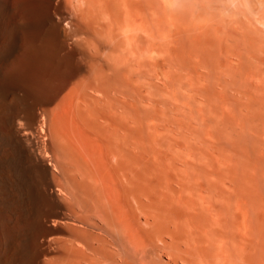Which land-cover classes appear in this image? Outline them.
<instances>
[{
	"label": "bare ground",
	"instance_id": "bare-ground-1",
	"mask_svg": "<svg viewBox=\"0 0 264 264\" xmlns=\"http://www.w3.org/2000/svg\"><path fill=\"white\" fill-rule=\"evenodd\" d=\"M237 116L264 0H0V264H264Z\"/></svg>",
	"mask_w": 264,
	"mask_h": 264
},
{
	"label": "rangeland",
	"instance_id": "rangeland-1",
	"mask_svg": "<svg viewBox=\"0 0 264 264\" xmlns=\"http://www.w3.org/2000/svg\"><path fill=\"white\" fill-rule=\"evenodd\" d=\"M242 119H240V117H236L235 118V120H236V124L235 123H233V122H235L234 120L232 121V123H231V126H234V127H236L237 129H235L234 127V131L235 132H238V131H240L241 133H231V132H233V130L231 131V126L230 127H228V129L227 130H225V131H221V130H218L219 128H217L216 129V131L218 132V133H216L215 132V136L219 139V143L217 144L218 146H219V144L221 145L220 147H218V148H221L220 150L225 154V156H226V158H227V160L228 159H232L231 160V163H227L228 165H230V164H232L233 163V165L231 166L232 168V172L230 171V173H231V176H232V178H233V182H235L234 184H236V186H237V183L239 184V183H241L242 185L241 186H245L246 188H249V193H252L253 194V192H254V190L256 191L254 194H257L258 195V193H259V195L261 196V197H263L264 198V196H262L261 194H263L264 195V148H263V144L261 143L262 142V140L260 139L261 138V135H262V119L261 118H255V116L254 117H250V116H247V117H241ZM240 120V121H239ZM253 120V121H252ZM239 121V122H238ZM238 122V123H237ZM253 124H252V123ZM235 124V125H234ZM237 124H239V125H237ZM248 124V125H247ZM237 125V126H236ZM244 125V126H243ZM245 125L246 126H248V127H250V129L249 128H247V127H245ZM252 125H253V127H252ZM258 125V126H257ZM242 126V127H241ZM200 127H202V126H200ZM239 128V129H238ZM246 129V133H248V134H246V135H243V134H245V130H244V132L242 131L243 129ZM253 128V129H252ZM215 129V128H214ZM214 129H213V131H214ZM248 129H249V131H248ZM252 129V130H251ZM229 130V131H228ZM251 130V131H250ZM258 130H259V132H258ZM221 131V132H220ZM227 131L229 132V134H227V135H225L226 133H227ZM220 132V133H219ZM242 132H243V134H242ZM249 132L250 133H252V134H249ZM254 133V134H253ZM260 133V134H259ZM239 136H238V135ZM258 134V135H257ZM225 135V136H224ZM241 135H242V138H246L248 135V137L246 138V140L245 139H242L241 138ZM259 135H260V137H259ZM227 136V137H226ZM229 136V137H228ZM232 136L234 137V138H236V139H238V141H234V142H232V140H234V139H232ZM252 136V137H251ZM239 137V138H238ZM228 139H230V141L228 140ZM224 140V141H223ZM243 140V141H242ZM229 141V142H228ZM227 142V143H226ZM231 142V143H230ZM239 142H241V143H239ZM228 143H230V145L231 146H234L233 148L232 147H230V145L228 144ZM236 143V144H235ZM229 145V146H227V145ZM250 145V146H249ZM258 145V146H257ZM261 145V146H260ZM235 146H237V147H235ZM227 147V148H226ZM229 147V148H228ZM254 148H255V150H254ZM228 149H230V152H231V154H227L228 153ZM251 149V150H250ZM248 150H250V151H248ZM248 151V152H247ZM263 151V152H262ZM229 152V153H230ZM243 152V153H242ZM240 153V154H239ZM250 153H252V154H250ZM245 154V155H244ZM244 155V156H243ZM235 156V157H234ZM246 156H248V157H246ZM251 156V157H250ZM257 156H258V158H257ZM263 157V158H260V157ZM235 158V159H234ZM251 158V159H250ZM250 159V160H249ZM245 160V161H244ZM249 160V161H248ZM228 162H230V160L228 161ZM244 162H246V164L244 163ZM238 163V165L239 166H236V164ZM254 163V164H253ZM246 165V166H245ZM249 165V166H248ZM230 168V167H229ZM230 169V170H231ZM252 170V171H251ZM257 174H256V173ZM247 173V174H246ZM250 173V174H249ZM252 173V174H251ZM254 173V174H253ZM247 175V176H246ZM252 175V176H251ZM244 176H246L245 178H242V177H244ZM254 176H256V177H254ZM239 178V179H238ZM244 182H243V181ZM252 180H254V182L252 181ZM248 181V182H247ZM260 181V182H259ZM245 182H247V183H251V185L249 184V185H247ZM257 182H259V183H257ZM243 183H245V184H243ZM253 183V184H252ZM257 183V184H256ZM255 185V186H254ZM260 185H261V187H260ZM238 187V186H237ZM259 187V188H258ZM258 188V189H257ZM260 189V190H259ZM257 191H258V193H257ZM252 214V217L250 216V222H251V225L252 226H254L253 228H254V232L255 233H257V230H258V226L256 227V225H258V220H257V218L255 219V217L257 216V214L255 213V211L254 210H250V215ZM256 215V216H255ZM165 240H166V242H169V240L167 239V238H164ZM164 259V258H163ZM164 260H166V259H164Z\"/></svg>",
	"mask_w": 264,
	"mask_h": 264
}]
</instances>
